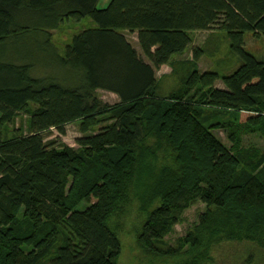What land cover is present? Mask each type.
Here are the masks:
<instances>
[{
    "label": "trees",
    "instance_id": "obj_1",
    "mask_svg": "<svg viewBox=\"0 0 264 264\" xmlns=\"http://www.w3.org/2000/svg\"><path fill=\"white\" fill-rule=\"evenodd\" d=\"M98 1L0 0V47L19 45L0 50V264H117L130 213L139 218L138 249L152 258L210 264L222 243L264 249V150L240 168L190 94L200 84L203 104L264 122V63L244 47L247 34L264 35V0ZM86 17L93 25L60 54L49 30ZM211 28L226 32L241 61L222 77L225 88L213 86L216 73L193 72L159 95L156 71L191 46V32ZM124 31L136 33L140 52ZM191 51L197 60L199 49ZM36 65L47 72L36 74ZM98 90L118 102L104 103ZM19 113L28 114L27 131L9 133ZM75 120L79 151L44 141V130L64 133ZM196 200L206 206L199 223L169 244Z\"/></svg>",
    "mask_w": 264,
    "mask_h": 264
},
{
    "label": "rangeland",
    "instance_id": "obj_2",
    "mask_svg": "<svg viewBox=\"0 0 264 264\" xmlns=\"http://www.w3.org/2000/svg\"><path fill=\"white\" fill-rule=\"evenodd\" d=\"M109 0H99L98 8H103L108 4ZM93 23L90 18H84L79 21L72 19L60 24L56 28L50 29L51 41L58 48L60 54H64L65 46L70 42L72 36L84 29L91 27ZM126 37L133 46L140 52L137 42L136 33L124 31ZM192 44L183 52L173 56L174 64L163 66L156 71L157 77V93L165 96L174 93L178 88L184 87L187 80L190 79L193 72L201 75L206 72L216 73L217 78L213 86L225 88L222 77L236 71L241 64L237 54L230 50L229 40L226 32L217 28L209 30H198L191 32ZM0 47V50L10 52L9 49L19 48L18 44L8 41ZM245 49L255 55V57L264 63V35L253 36L247 34L245 37ZM191 48L199 49L200 56L197 60H192ZM36 74L47 72L43 65H36L34 69ZM207 89L200 84L190 91L197 98V108L201 110V118L206 125L228 148H232L235 153L239 154L240 168H243L242 161L247 154L264 150V122L257 125H250L244 121L247 111H237L233 109L219 108L203 104L204 93ZM97 96L104 103L113 105L118 102V97L111 92L98 90ZM190 97V96H189ZM196 100V101H197ZM34 107L33 103L28 104ZM240 115V116H239ZM28 114L19 113L14 123L6 125L5 129L9 133L12 130L20 129L22 132L27 131ZM106 124L103 120L91 128L88 133L97 132ZM80 120L68 122L64 125V133H60L56 128L51 127L42 132L43 139L52 146L68 145L74 150L79 151L80 147L76 143V139L82 136L80 132ZM235 138L236 141H232ZM206 210V206L199 200L194 201L188 208L184 210L179 222L174 226L173 231L166 236L169 244H175L176 240L183 237L199 223L200 215ZM139 218L134 213H130L125 217L119 228V239L121 244V252L117 260V264H176L180 259L177 257H159L152 258L144 255L136 244L135 229L137 228ZM212 261L210 264H263L264 249L253 243H222L212 251Z\"/></svg>",
    "mask_w": 264,
    "mask_h": 264
},
{
    "label": "crops",
    "instance_id": "obj_3",
    "mask_svg": "<svg viewBox=\"0 0 264 264\" xmlns=\"http://www.w3.org/2000/svg\"><path fill=\"white\" fill-rule=\"evenodd\" d=\"M174 56H175V55H174ZM163 66H167V64H165V65H162L161 67H163ZM161 67H160V68H161ZM160 68H159V69H160Z\"/></svg>",
    "mask_w": 264,
    "mask_h": 264
}]
</instances>
